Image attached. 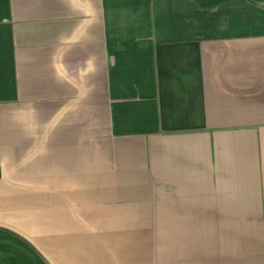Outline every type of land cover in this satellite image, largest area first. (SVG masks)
I'll use <instances>...</instances> for the list:
<instances>
[{"label":"crops","instance_id":"0c3cea01","mask_svg":"<svg viewBox=\"0 0 264 264\" xmlns=\"http://www.w3.org/2000/svg\"><path fill=\"white\" fill-rule=\"evenodd\" d=\"M0 264H264V0H0Z\"/></svg>","mask_w":264,"mask_h":264}]
</instances>
